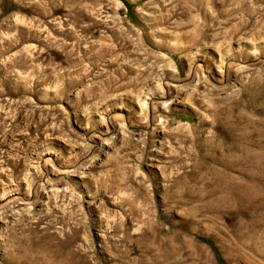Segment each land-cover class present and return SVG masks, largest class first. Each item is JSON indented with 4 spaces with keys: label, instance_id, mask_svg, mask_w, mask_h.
<instances>
[{
    "label": "rangeland",
    "instance_id": "374dc122",
    "mask_svg": "<svg viewBox=\"0 0 264 264\" xmlns=\"http://www.w3.org/2000/svg\"><path fill=\"white\" fill-rule=\"evenodd\" d=\"M0 264H264V0H0Z\"/></svg>",
    "mask_w": 264,
    "mask_h": 264
}]
</instances>
